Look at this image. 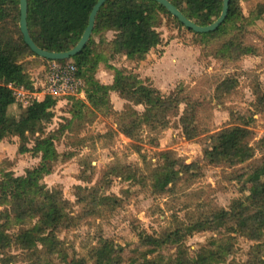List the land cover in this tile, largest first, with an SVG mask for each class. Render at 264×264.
I'll return each instance as SVG.
<instances>
[{"label":"trees","instance_id":"trees-1","mask_svg":"<svg viewBox=\"0 0 264 264\" xmlns=\"http://www.w3.org/2000/svg\"><path fill=\"white\" fill-rule=\"evenodd\" d=\"M97 0H27V27L32 40L40 48L64 51L71 48L82 35L93 5ZM186 17L197 24L214 21L223 0H170ZM246 2L248 14L242 3ZM19 0H0V141L17 138V152L38 157L39 162L15 174L11 165L0 162V261L7 264H206L209 257L222 258V251L232 253L237 236L255 242L256 248L264 239V154L256 157L252 114L249 117L230 112L225 127L213 134L212 142L203 148L204 164L230 168L229 178L238 184L240 195L227 207H211L197 215L185 216V222L173 227L141 229L137 233L140 248L132 256L108 239L100 238L88 251L72 256L65 239L59 235L77 225L80 219L104 218L111 206L122 205L137 184L148 186L153 192L172 190L181 179L195 174L197 162H186L172 149L158 152L156 179L147 182L150 173L140 165L123 167L119 192L111 190L110 170L96 173L93 165L85 161L82 171H89L83 186H76L75 201L79 205L73 215V203L61 189L47 187L44 176L51 173L55 161H66L73 151L58 152L56 142L70 129L73 137L99 115L111 117L115 130L128 137L130 147L141 153L140 142L155 137L147 132L163 129L170 116L179 115L178 121L188 140L203 132L198 124L200 103L188 97L179 87L162 94L160 90L141 79L137 72L118 68L108 62V49L143 57L162 41L160 27L175 25L191 32V39L200 45L204 55L217 60L234 62L247 55L259 53L258 46L249 41L251 24L258 23L264 30V0H229L228 11L220 25L208 32H196L155 0H106L99 8L94 27L85 46L68 59L83 80L84 98L70 95L68 113L57 127L48 129L58 97L45 94L42 99L31 96L26 104L18 101L16 89L27 92L40 90L31 78V69L47 65L53 60L34 53L23 39L19 26ZM260 21V22H259ZM113 31L110 39L106 31ZM103 62L113 71L110 83L100 82L95 73ZM237 79L227 76L216 82L217 97L231 94ZM254 112L264 113V90L253 84ZM114 89L125 100L121 110L113 107L109 93ZM185 108L180 113L179 105ZM141 105L143 111L134 106ZM146 132V136L143 135ZM109 129L104 133L84 135L93 142L110 143L114 138ZM88 134V135H87ZM144 136V137H143ZM142 154V153H141ZM145 161V160H144ZM147 166V165H146ZM211 231L206 242L195 251L194 258L180 254L184 240L196 232ZM174 248V253L171 250ZM244 264H264L263 254L250 257Z\"/></svg>","mask_w":264,"mask_h":264},{"label":"rangeland","instance_id":"rangeland-1","mask_svg":"<svg viewBox=\"0 0 264 264\" xmlns=\"http://www.w3.org/2000/svg\"><path fill=\"white\" fill-rule=\"evenodd\" d=\"M244 14H248L246 2H241ZM260 22V21H259ZM250 32L249 41H253L259 53L247 55L237 61L229 62L217 60L211 55H204L200 45L191 39L192 34L184 29H178L175 25H163L159 29L162 41L156 47L150 49L143 57L130 56L120 52L117 48L108 49V62L115 67L137 72L144 81L156 86L162 94L175 91L179 87L188 97L197 100L199 105L198 124L203 132L195 139L188 140L180 126L179 115L170 116V122L161 130L147 132L149 137H155L154 142L143 138L140 142L141 153L130 147L131 140L123 133L117 132L115 123L111 117L99 115L87 127V132L104 133L108 129L115 132L110 143L102 140L93 142V138L87 137V146H84V132L80 137L71 135L68 129L56 142V149L60 153L73 151L75 154L66 161L57 160L52 165V171L44 176L47 187L61 189L63 195L73 203L72 213L78 214L79 205L75 201L76 186H83L81 176L87 178L89 171H82L84 162L90 160L96 173L109 169L113 180L111 190L120 194V175L123 167L138 164L146 178L153 181L158 173V152L163 149H172L177 156L186 162H197L195 174L186 179H181L173 186L172 190L161 193L153 192L148 186L141 184L131 187V194L122 205L111 206L104 218L80 219L77 225L67 231L59 233L65 239L70 256L81 254L97 244L100 238L110 240L114 246L125 249L130 255L137 256L139 246L137 233L141 229L147 231L173 227L177 223L185 222L187 216L197 215L201 211L211 207H227L230 201L240 195L238 184L229 178L230 168L216 167L203 163V148L209 146L213 134L228 122L230 112L233 115L254 118L252 122L254 138L251 141L255 147V156L264 154V113L254 112L253 84H258L264 90V30L258 23L248 26ZM113 31L105 32L107 39L112 37ZM113 71L106 68L101 62L95 73L96 78L102 83L112 81ZM45 70L42 67L31 69V78L35 86L43 88L42 83ZM232 76L237 79V86L229 95L217 97L214 92L216 82L220 79ZM83 87V80H82ZM27 92L23 88L16 89L19 102L26 104L31 96H36L40 91ZM20 91V93H18ZM116 92V93H115ZM118 92L112 89L109 93L110 100L115 109L121 110L125 100ZM57 96L54 107L55 115L47 124L48 129L57 127L62 117L68 113L69 97ZM73 96V95H72ZM84 98L82 96H76ZM185 103L179 105L181 113ZM142 112L141 105L134 106ZM88 135V134H87ZM146 136V132H143ZM143 136V137H144ZM8 147L1 148L0 162L11 165L15 174H21L25 168L36 165L38 157H32L27 153L17 152V138L5 139ZM145 160V161H144ZM147 165V166H146ZM211 231L204 230L189 235L184 240V247L180 254L187 258H194L197 248L209 238ZM252 240L237 236L234 240L235 250L228 253L222 251V258L209 257L206 264H244L247 259L264 252V239L259 248L254 247ZM172 254L174 248L170 249ZM0 264H7L0 261Z\"/></svg>","mask_w":264,"mask_h":264},{"label":"water","instance_id":"water-1","mask_svg":"<svg viewBox=\"0 0 264 264\" xmlns=\"http://www.w3.org/2000/svg\"><path fill=\"white\" fill-rule=\"evenodd\" d=\"M105 1L106 0H97L95 2V4L93 5L91 9L89 17H88V24L86 25L79 40L71 48L64 50V51H50V50H45V49L40 48L32 40L29 34V31H28V27H27V18H26L27 17V0H19V9H20L19 26L23 34V39L28 44V46L31 48V50L40 57H44L50 60L68 59L71 56L80 52L82 48L85 46L86 42L88 41L91 35L92 29L94 27V21H95L97 12L100 6ZM155 1L163 5L171 13V15L177 17L180 20V22H182L186 27H189L196 32H208V31H212L216 29L220 25V23L223 22V20L225 19L227 15L228 2H229V0L222 1L221 11L218 17L214 21L206 25H200V24L195 23L188 17H186L170 0H155Z\"/></svg>","mask_w":264,"mask_h":264},{"label":"built area","instance_id":"built-area-1","mask_svg":"<svg viewBox=\"0 0 264 264\" xmlns=\"http://www.w3.org/2000/svg\"><path fill=\"white\" fill-rule=\"evenodd\" d=\"M44 78L43 88L35 96L37 99H42L45 94L53 96L83 95L82 79L78 76L74 64L53 60L47 65Z\"/></svg>","mask_w":264,"mask_h":264},{"label":"crops","instance_id":"crops-1","mask_svg":"<svg viewBox=\"0 0 264 264\" xmlns=\"http://www.w3.org/2000/svg\"><path fill=\"white\" fill-rule=\"evenodd\" d=\"M111 82V81H110ZM116 93V92H115ZM118 94V93H117ZM4 142V139L0 141V145H1V148H7L8 147V144L7 143H2Z\"/></svg>","mask_w":264,"mask_h":264}]
</instances>
